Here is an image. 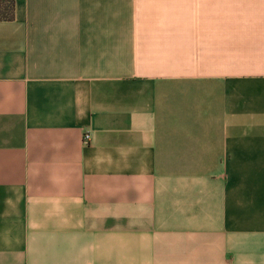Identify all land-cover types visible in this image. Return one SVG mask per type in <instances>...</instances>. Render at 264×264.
<instances>
[{
    "label": "crops",
    "instance_id": "crops-1",
    "mask_svg": "<svg viewBox=\"0 0 264 264\" xmlns=\"http://www.w3.org/2000/svg\"><path fill=\"white\" fill-rule=\"evenodd\" d=\"M0 264H264V0H16Z\"/></svg>",
    "mask_w": 264,
    "mask_h": 264
},
{
    "label": "trees",
    "instance_id": "trees-1",
    "mask_svg": "<svg viewBox=\"0 0 264 264\" xmlns=\"http://www.w3.org/2000/svg\"><path fill=\"white\" fill-rule=\"evenodd\" d=\"M16 0H0V21H12L15 18Z\"/></svg>",
    "mask_w": 264,
    "mask_h": 264
},
{
    "label": "built area",
    "instance_id": "built-area-1",
    "mask_svg": "<svg viewBox=\"0 0 264 264\" xmlns=\"http://www.w3.org/2000/svg\"><path fill=\"white\" fill-rule=\"evenodd\" d=\"M84 141H85V143H87V144L90 143V141H91V135L86 134V135H85V140H84Z\"/></svg>",
    "mask_w": 264,
    "mask_h": 264
}]
</instances>
